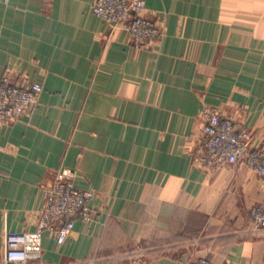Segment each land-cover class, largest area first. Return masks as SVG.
I'll list each match as a JSON object with an SVG mask.
<instances>
[{"label":"crops","instance_id":"obj_1","mask_svg":"<svg viewBox=\"0 0 264 264\" xmlns=\"http://www.w3.org/2000/svg\"><path fill=\"white\" fill-rule=\"evenodd\" d=\"M163 39L136 46L95 0H0V77L42 84L0 128V254L32 232L58 171L92 191L91 222L34 264H264V181L198 162L204 108L243 122L264 150V0H145Z\"/></svg>","mask_w":264,"mask_h":264},{"label":"built area","instance_id":"obj_2","mask_svg":"<svg viewBox=\"0 0 264 264\" xmlns=\"http://www.w3.org/2000/svg\"><path fill=\"white\" fill-rule=\"evenodd\" d=\"M93 12L114 30L123 28L136 46L163 39V25L149 16L145 0H95ZM42 84L25 82L19 74L6 72L0 77V128L22 121L40 105ZM204 125L199 163L217 166L245 164L264 181V150L252 146V133L241 121L226 117L215 108L202 111ZM75 172L58 171L45 185L44 205L38 212L36 230L19 235H8L0 264H34L43 259L45 234L62 245L71 236L76 221L86 223L95 219L96 211L90 206L92 191L75 187ZM250 216L257 226L264 228V205L251 208ZM82 264H96L94 259ZM186 264H216L200 258Z\"/></svg>","mask_w":264,"mask_h":264}]
</instances>
